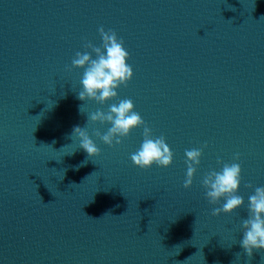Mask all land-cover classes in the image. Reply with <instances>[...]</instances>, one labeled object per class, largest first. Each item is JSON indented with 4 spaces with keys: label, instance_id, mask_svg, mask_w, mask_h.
Masks as SVG:
<instances>
[{
    "label": "water",
    "instance_id": "obj_1",
    "mask_svg": "<svg viewBox=\"0 0 264 264\" xmlns=\"http://www.w3.org/2000/svg\"><path fill=\"white\" fill-rule=\"evenodd\" d=\"M101 26L133 70L104 105L80 101L83 69L66 70L85 41L99 46ZM126 98L165 137L170 166H133L142 127L112 147L92 135L109 125L87 115ZM74 126L98 156L78 149ZM205 142L185 189V150ZM235 153L244 206L212 216L224 200L209 204L200 181ZM257 186L264 0H0V264H264V250L249 258L239 244Z\"/></svg>",
    "mask_w": 264,
    "mask_h": 264
},
{
    "label": "clouds",
    "instance_id": "obj_2",
    "mask_svg": "<svg viewBox=\"0 0 264 264\" xmlns=\"http://www.w3.org/2000/svg\"><path fill=\"white\" fill-rule=\"evenodd\" d=\"M231 10L235 11L234 8ZM97 31L101 40L99 46L91 41H85L83 44L85 51H77L71 60V65L66 66V70L83 69L80 80L81 90L77 93L80 101L90 100L104 105L117 98V89L127 85L132 79L133 70L127 63L129 52L124 47L123 38L118 37L115 30L106 31L103 26ZM79 111L84 114L82 104L79 106ZM88 123L109 125L103 134L99 129H95L92 133L109 147L121 144L132 130L142 127V141L138 149L130 155L133 166L141 170L149 169L154 164L157 167L166 168L173 161L174 154L166 143L165 137L153 135L152 128L134 110L131 99H121L118 103L109 105L106 111L98 108L89 113L86 124ZM73 137L79 141L78 149L87 153V159L100 154V149L90 137L85 126H74L70 139L72 140ZM207 147L208 144L205 142L200 147L185 150L186 174L183 188L188 189L192 186L194 175L200 165V158ZM74 152L67 155H72ZM239 160V153L233 155L230 163L217 159V164L222 165L220 170L210 169L200 181L201 187L205 190V199L209 204L216 205L221 199L224 200L220 207L212 209V216H219L222 213L231 214L234 210L244 206V198L237 194L241 184V166L237 162ZM72 185L77 184H70L69 187ZM244 187L252 189L253 185L248 183ZM246 212L247 217L240 223L242 239L239 244L243 252L251 258L254 250H264V186L255 187L253 194L248 196ZM107 214L111 213L105 215Z\"/></svg>",
    "mask_w": 264,
    "mask_h": 264
}]
</instances>
